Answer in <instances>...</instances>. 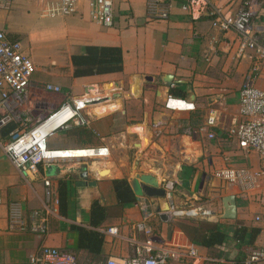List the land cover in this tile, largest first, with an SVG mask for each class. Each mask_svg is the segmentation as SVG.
I'll list each match as a JSON object with an SVG mask.
<instances>
[{"label":"crops","instance_id":"0c3cea01","mask_svg":"<svg viewBox=\"0 0 264 264\" xmlns=\"http://www.w3.org/2000/svg\"><path fill=\"white\" fill-rule=\"evenodd\" d=\"M49 1L7 0L0 9V29L10 40L22 42L35 63L26 116L37 124L74 98L88 94L101 99L82 111L86 124L72 121L49 136V149L69 151L71 156L27 171L16 166L5 150L16 125L12 122L14 128L9 130L7 123L0 122V264H30L42 245L76 253L78 226L101 233L110 226L120 229L118 237L104 234L103 255L107 258L139 255L134 248L160 232L161 236L153 234L156 246L181 240L198 250V258L187 257L174 264H236L237 250L228 246L223 252L194 244L169 224L166 212L170 215L176 209L191 208L199 212L200 219L220 222L226 228L239 221L261 232L264 229V180L257 191L242 193L237 184H222L213 176L218 167L257 170L264 165L255 151L243 148L231 133L241 120L240 90L254 52L249 49L242 56L239 34L221 29L213 7L226 14L250 1L255 10L254 26L264 46V0H213L212 6L184 0H161L165 4L159 0H113L115 24L110 28L93 20L89 0H80L72 14L46 16ZM163 10L168 11L167 17L156 15ZM88 45L121 47L123 71L75 77L72 56ZM166 81L172 85L167 86ZM256 83L264 90V72ZM47 84L59 85L62 91L51 92ZM110 84L114 87L106 91ZM175 87L186 97H171ZM212 110L217 112V124L206 127ZM81 126L95 134L91 143L84 144L71 135ZM208 131L215 138H209ZM92 161L101 165L113 162L114 175L129 183L137 174L150 173L163 188L171 184L172 188L166 189L173 192L172 210L166 211V197L135 195L136 203L126 206L122 215H111L103 226L93 228L92 204L98 200L113 208L117 197L113 178H100L95 186L77 185L78 173L85 166L90 168ZM89 175L90 181L96 179ZM61 178L68 180L65 214L56 203ZM231 195L236 197V218H222L224 198ZM257 216L261 221H256ZM45 223L48 230L39 232ZM170 225L174 227L171 235ZM261 232L254 246H244L242 264L250 250L264 247Z\"/></svg>","mask_w":264,"mask_h":264},{"label":"built area","instance_id":"2783aa9c","mask_svg":"<svg viewBox=\"0 0 264 264\" xmlns=\"http://www.w3.org/2000/svg\"><path fill=\"white\" fill-rule=\"evenodd\" d=\"M80 0H51L45 10L46 16H58L72 14L76 11ZM161 1V0H159ZM189 4L202 3L212 6L213 0H184ZM162 2V1H161ZM7 0H0V9L6 6ZM91 15L94 21L104 27H113L115 24V12L113 0H89ZM165 4V2H162ZM187 7V6H186ZM213 14L220 20L223 31L234 30L241 39L239 51L242 56L250 49L254 52L252 64L246 74L244 83L240 90L239 113L241 120L231 128V133L238 139L240 145L245 149L255 151L264 163V90L257 83L256 78L264 72V46L261 37L254 26L255 10L250 1H244L235 12L223 14L220 9L213 7ZM156 15L167 17L168 11L163 10ZM35 63L23 48L20 41L10 40L4 29H0V122H13L16 127L11 132L6 142L5 150L11 160L23 170L31 168L50 160L60 158L55 152L48 148L47 140L55 131L66 127L70 122L86 124L87 119L82 111L88 104L101 98L90 97L88 94L74 98L62 104L47 118L32 124L31 119L26 116L25 106L27 104L29 85ZM46 89L51 92L60 93L59 85L47 84ZM88 97V98H87ZM71 109L73 111L70 119L61 126L52 129L41 137L39 130L44 128L48 122H54L57 116ZM217 124V112H210L206 127ZM204 129V128H203ZM201 128V130H203ZM213 139V132L207 133ZM45 144L42 146V141ZM213 176L225 182L237 184L242 193L257 191L264 180V165L257 170L247 167L224 166L213 170ZM166 188H172L167 184ZM59 203V200H56ZM57 211V210H56ZM183 211H175L173 215H180ZM187 215H196L199 212L190 210ZM204 214L209 212L203 211ZM172 214H170L172 216ZM46 221V219H45ZM261 221V216L256 217ZM17 223H13L14 227ZM23 226V223H21ZM25 227V226H23ZM22 227V229H23ZM38 229H35L37 231ZM48 225L45 223L39 232L46 233ZM118 237L120 229L117 226L108 227L104 234ZM264 235V229L261 232ZM138 244V241H134ZM139 255L109 256L106 264H174L180 263L183 258H198V250L188 242L181 240L175 243H164L156 246L153 239L145 240L137 247ZM264 262V247L255 249L245 260V264H261ZM30 264H77L76 255L73 252L61 250L57 247L42 245L36 254L30 259ZM232 264V263H227Z\"/></svg>","mask_w":264,"mask_h":264},{"label":"trees","instance_id":"16d2710c","mask_svg":"<svg viewBox=\"0 0 264 264\" xmlns=\"http://www.w3.org/2000/svg\"><path fill=\"white\" fill-rule=\"evenodd\" d=\"M72 63L75 68V77H85L93 75H104L121 72L124 69L123 49L119 46H85L82 52L73 54ZM171 97L185 98L186 93L180 87L172 88ZM11 124V125H10ZM9 130L14 128L12 122ZM74 138L81 140L84 144L91 143L95 134L87 127H78L72 134ZM114 189L117 203L107 206L100 201H95L90 209V225L93 228L103 226V223L114 214L122 215L126 206L133 205L137 199L133 189L127 179L114 180ZM60 211L66 213L68 206V180L59 179L58 182ZM185 236L194 244L207 247L222 249L223 252L228 246L230 249L237 250L233 258L236 264H242L246 256L243 251L244 246H254L255 240L260 229L249 227L239 221H235L230 228L221 225L220 222L206 219H186L173 222ZM78 230V246L76 250L77 264H106V256L103 255L105 243L104 233L98 230L75 227ZM137 248H134L135 252ZM230 252V251H229ZM83 253L86 258L82 259Z\"/></svg>","mask_w":264,"mask_h":264},{"label":"water","instance_id":"95a60500","mask_svg":"<svg viewBox=\"0 0 264 264\" xmlns=\"http://www.w3.org/2000/svg\"><path fill=\"white\" fill-rule=\"evenodd\" d=\"M167 86L172 85V81H166ZM170 91V90H169ZM115 164L113 162H109L106 165L98 164L96 161H92L90 168L87 166L83 167L82 171L78 173L80 176V181L77 182L79 186H95L97 185V180L100 178H113V179H123L118 176H115ZM94 176L95 180L90 181V175ZM131 187L133 189L134 194L137 197L147 196L150 198L166 197L168 199V203H166V211L171 208V204L173 203V192L168 191L166 188L161 186L158 178L150 173H142L137 174L130 180ZM223 210L224 214L222 218L234 219L236 218V197L231 195L224 198L223 202ZM174 227L172 225L169 226V233L172 234Z\"/></svg>","mask_w":264,"mask_h":264},{"label":"bare ground","instance_id":"6f19581e","mask_svg":"<svg viewBox=\"0 0 264 264\" xmlns=\"http://www.w3.org/2000/svg\"><path fill=\"white\" fill-rule=\"evenodd\" d=\"M72 113H73V111L71 109H66V111H63L62 113H60L57 116L56 121L48 122L44 128H41L39 130V134L41 135V137L45 136L52 129L57 128V127L61 126L62 124L66 123V121L71 118ZM41 141H42V146H44L45 144L43 143L42 139H41ZM55 156L65 158V157L71 156V153L69 151L63 150V151L55 152Z\"/></svg>","mask_w":264,"mask_h":264},{"label":"rangeland","instance_id":"374dc122","mask_svg":"<svg viewBox=\"0 0 264 264\" xmlns=\"http://www.w3.org/2000/svg\"><path fill=\"white\" fill-rule=\"evenodd\" d=\"M114 87V85L113 84H110V85H108L107 86V90L106 91H108V90H110V88L112 89ZM86 91H88V89H85ZM149 141V140H148ZM149 143V142H148ZM147 143V144H148ZM147 144H145V145H147ZM133 160V157H131V161ZM217 180V179H216ZM220 182H222V184H229L228 182H225V181H221V180H219ZM205 199V198H204ZM190 209L191 208H187V210H179V209H176V211H179V212H181V211H183L182 213H180V215H173L172 213V216L171 215H168V213L166 212V215L167 216H169V218H171V221H170V223L169 224H173V222H175V221H178V220H186V219H200V217L201 216H198L199 214H196V215H187V211H190ZM170 210V209H169ZM172 210V209H171ZM170 210V211H171ZM170 211H168V212H170ZM252 214H253V212H252ZM251 214V215H252ZM110 227H112V226H110ZM154 233H157V234H159L160 236L162 235V234H160V232H154ZM153 233V234H154ZM153 234H151L150 236H147L146 237V239L145 240H147V239H155L154 238V235ZM137 250V249H136ZM251 251V253L254 251V250H250ZM250 253V254H251ZM131 257H134V256H131Z\"/></svg>","mask_w":264,"mask_h":264}]
</instances>
